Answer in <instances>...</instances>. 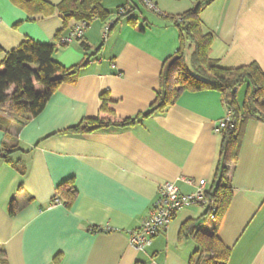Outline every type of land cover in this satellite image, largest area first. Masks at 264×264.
<instances>
[{
  "label": "crops",
  "instance_id": "1",
  "mask_svg": "<svg viewBox=\"0 0 264 264\" xmlns=\"http://www.w3.org/2000/svg\"><path fill=\"white\" fill-rule=\"evenodd\" d=\"M41 1L58 6L63 0ZM136 1L102 0L108 16L92 21L81 41L63 47L61 39L78 22L64 26L57 13L35 16L0 0V62L32 41L54 45L55 61L77 68L76 82L61 84L36 117L16 115L10 102L0 108V120L8 123L7 130L0 128V152L5 143L19 149L8 154L9 161L0 154L4 264H190L197 245L181 237V229L203 217L207 205L179 211L144 252L130 246V236L149 217L162 185L171 183L188 196L198 187L187 180L205 181V192H213L222 165L234 190L218 230L230 251L227 264H264V123L248 121L237 160L223 164V136L215 132L227 113L221 93L183 91L174 105L134 126L68 132L86 119L114 120L100 112L103 93L116 120L146 113L166 63L180 51L192 70L194 45L182 47L172 18L199 0H153L161 16L146 6L149 16L143 14ZM200 19L203 32L212 36L210 58L222 69L256 64L264 72V0H212ZM240 89L241 112L250 90L240 97ZM68 182L75 192L71 204L59 192ZM55 199L61 204L53 205ZM12 201L15 215L9 211Z\"/></svg>",
  "mask_w": 264,
  "mask_h": 264
},
{
  "label": "trees",
  "instance_id": "2",
  "mask_svg": "<svg viewBox=\"0 0 264 264\" xmlns=\"http://www.w3.org/2000/svg\"><path fill=\"white\" fill-rule=\"evenodd\" d=\"M12 1L35 16L50 17L57 13L64 21V26L72 20L78 23H92L96 19H105L108 16L102 7V0H63L58 6L41 0ZM211 1L199 0L192 10L172 18L180 31L182 47L186 44L194 45L193 68L191 70L185 65L184 55L181 51L176 57L169 60L162 74L161 88L156 101L146 113L133 119L116 120L114 112L109 107L110 96L103 93L100 112L114 120L86 119L78 127L70 129L68 132L87 134L108 127H131L174 105L183 91L214 90L221 93L227 110L233 113L237 121L234 131H223L221 152L223 164L227 161L235 162L245 124L251 120L264 123V72L256 64L235 70L222 69L217 62L210 58L212 36L203 32L200 15L204 7ZM115 23L113 22L112 27ZM55 52L54 45L25 41L17 49L7 54L6 58L0 62V108L10 102L12 112L16 115L24 118L36 117L44 110L48 100L61 84L76 82L77 68L67 70L62 67L54 59ZM246 84L250 91L246 96L243 111L240 112L236 99L237 90ZM37 86L43 87L44 93H37ZM12 89L14 92L9 97L7 92ZM7 126V122L0 120L1 129L7 130ZM8 146L5 143L2 152H0V154L4 153L5 158L9 153L19 150L17 147L10 148ZM6 160L9 161V158ZM226 174L227 169L222 165L216 189L213 192L205 193L208 205L203 217H207L206 220H212L210 233L205 232L202 228L203 217L193 224L186 223L181 229L180 236L193 238L197 245L196 253L190 264H202L203 258L206 257L205 264H227L228 262L230 251L218 238V230L234 194L232 183ZM59 190L65 203L71 204L75 197L71 183H64ZM9 211L11 215L17 213L18 206L15 201L10 204ZM4 262L5 253L0 251V264H4Z\"/></svg>",
  "mask_w": 264,
  "mask_h": 264
},
{
  "label": "built area",
  "instance_id": "3",
  "mask_svg": "<svg viewBox=\"0 0 264 264\" xmlns=\"http://www.w3.org/2000/svg\"><path fill=\"white\" fill-rule=\"evenodd\" d=\"M144 6L149 10L158 14L162 13L158 7L154 4L153 0H141ZM124 12L121 11L120 14ZM90 22L78 23L70 32V34L61 39L60 45L65 47L72 44L75 41H81L85 33L90 28ZM113 23L108 28L112 27ZM108 30H106L107 35ZM237 126V121L230 110H227L226 117L222 119L219 125L216 127L215 132L222 134L223 131H234ZM190 185H197L198 189L196 193L188 196L180 194L177 187L171 183H165L162 185L158 192V199L151 211L149 217L143 222L139 230L133 232L130 236V246L137 252H144L150 248L153 244V240L163 231L168 228V225L174 218V216L184 208L193 205H208L205 199L206 182L201 181L195 183L192 180H187ZM61 204L60 199H55L53 205Z\"/></svg>",
  "mask_w": 264,
  "mask_h": 264
},
{
  "label": "rangeland",
  "instance_id": "4",
  "mask_svg": "<svg viewBox=\"0 0 264 264\" xmlns=\"http://www.w3.org/2000/svg\"><path fill=\"white\" fill-rule=\"evenodd\" d=\"M135 1H136V0H135ZM136 2H137V1H136ZM138 5H139V8H140V10L142 11V13H143V14H146V15L149 16V13L146 11L145 6H143L142 4H139V3H138ZM247 86H248V85H247ZM247 86H246V85H243V86L241 87V89H240V97H242L243 94H245ZM242 92H243V94L241 95ZM205 210H206V209H205ZM206 219H207V217H203L204 222L202 223V228H203V230H205V231L209 230V228H210L211 225H212V220H210V219L206 220Z\"/></svg>",
  "mask_w": 264,
  "mask_h": 264
},
{
  "label": "water",
  "instance_id": "5",
  "mask_svg": "<svg viewBox=\"0 0 264 264\" xmlns=\"http://www.w3.org/2000/svg\"><path fill=\"white\" fill-rule=\"evenodd\" d=\"M74 73V72H73Z\"/></svg>",
  "mask_w": 264,
  "mask_h": 264
}]
</instances>
